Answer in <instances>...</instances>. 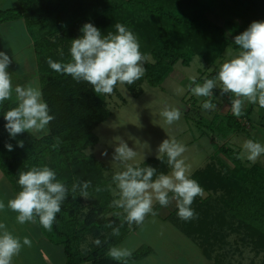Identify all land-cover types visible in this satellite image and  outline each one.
Masks as SVG:
<instances>
[{"label":"trees","instance_id":"obj_1","mask_svg":"<svg viewBox=\"0 0 264 264\" xmlns=\"http://www.w3.org/2000/svg\"><path fill=\"white\" fill-rule=\"evenodd\" d=\"M17 3L13 8H0V24L24 22L33 43L43 100L55 119L48 125V135L35 137L24 132L10 137L4 127V114L16 106L13 91L12 99L0 104V171L15 193L22 190L17 182L19 172L34 166H48L55 171L57 180L66 185L68 195L52 230H45L36 220L44 237L63 248L65 264H123L108 257L107 252L141 225L124 221L123 210L112 205L115 199L109 185L114 174L106 176L107 166L86 153L99 142L95 128L110 116L106 96L96 94L87 82H77L70 75L55 72L48 65V58L69 62L71 41L82 35L85 23H92L102 35L115 33L114 25L121 23L137 36L139 43L149 47L147 54L153 59L145 64V75L136 84H125L126 87L138 89L144 82L151 87L161 86L177 63L189 66L196 57L207 68L215 67L207 76L198 78L203 83L205 78L217 76L216 65L228 47L240 50L234 37L246 29L230 20L222 25L214 23L209 18L212 0H17ZM213 94H220V89H214ZM249 113L250 108L244 109L240 117L232 112L223 118L216 116L208 127L228 138L245 130L239 120ZM18 141L24 142L23 148ZM9 143L12 151L5 147ZM217 152L233 167L223 160L211 161L190 176L206 194L197 196L191 205L198 218L181 220L176 207L164 221L192 240L213 264H222L217 249H222L232 234L260 256V264H264V167L245 165L239 158L240 152L230 147H218ZM139 166H152L158 174L171 171L166 156L163 162L150 158ZM85 181L90 182L87 198L81 196L79 187L75 193L71 191L73 184ZM117 212L121 215H116ZM109 223L119 228L118 236L106 227ZM96 239L101 241L99 246L93 243ZM152 252L143 246L132 252L127 264L144 260Z\"/></svg>","mask_w":264,"mask_h":264},{"label":"clouds","instance_id":"obj_2","mask_svg":"<svg viewBox=\"0 0 264 264\" xmlns=\"http://www.w3.org/2000/svg\"><path fill=\"white\" fill-rule=\"evenodd\" d=\"M114 27L115 33L102 35L92 23H85L81 29L82 35L71 41L70 61L61 63L48 58V65L55 72L70 75L77 82H87L100 95H111L117 84H134L145 75L144 64L148 57L140 51L139 40L130 29L121 23H116ZM234 44L240 50L220 65L217 76L205 78L202 84L196 83L193 78L195 86H190V91L197 97L210 98L213 90L219 86L221 96L231 93L235 97L231 101V111L234 116L240 117L245 102L258 103L259 107L264 108V21H253L245 31L234 37ZM11 62L5 52H0V104L11 100L13 91L16 103L15 107L5 112L4 127L12 138L24 132L32 136L47 135L48 125L55 117L49 114L42 90L38 83L17 85L13 89L11 74L7 71ZM201 107L203 110H215L217 105L211 99H205ZM161 116L168 125H172L181 118V112L165 107ZM17 144L24 147L23 141ZM5 147L8 151L13 150L10 143ZM242 147L239 158H246L253 164L264 154V145L252 139L245 140ZM185 151L182 143L175 139H164L158 146L156 158L163 162L166 156L171 171L158 174L152 166L140 167L129 163L135 159L137 152L119 139L112 158L121 163L124 170L112 177L119 196L112 205L123 210L124 221L130 225H141L147 215L157 214L153 210L154 203L167 207L172 201H175L181 220L198 218L191 205L197 196L204 195V190L195 179L190 178L185 161L181 158ZM102 154L107 155V152ZM17 182L22 190L9 199L7 205L0 201V211L7 207L17 213L16 219L21 224L36 222L38 218L39 224L51 231L68 195L66 185L57 180L55 171L48 166H34L28 171L19 172ZM78 187L81 196L87 198L90 182L73 184L71 191L75 193ZM116 215L121 213L117 212ZM106 227L112 228V235L120 234L119 228L113 227L112 223ZM93 243L99 246L101 241L96 239ZM25 245L31 246L28 237L21 242L19 237L7 230L5 224L0 223V264H12L13 257ZM131 255L128 248L115 246L107 252L108 257L123 261V264H127Z\"/></svg>","mask_w":264,"mask_h":264},{"label":"rangeland","instance_id":"obj_3","mask_svg":"<svg viewBox=\"0 0 264 264\" xmlns=\"http://www.w3.org/2000/svg\"><path fill=\"white\" fill-rule=\"evenodd\" d=\"M212 2L209 16L212 14V19L215 17V20L223 18L225 21L230 13H239L247 4L254 5L261 13L264 12V0H212ZM17 5V0H0L1 9L13 8ZM140 51L148 57L145 64L153 62L151 55L147 54L148 46L140 43ZM0 52H5L12 61L7 71L11 74L14 87L27 86L29 83H38L40 87L33 44L23 21L0 24ZM237 53V50L228 47L224 58L216 67L219 69L223 62L233 58ZM214 68H207L196 57L189 66L177 63L161 86L151 87L144 82L138 89L132 90L125 84H117L111 95H105L110 116L94 130L99 142L96 146L88 148L86 153L104 163L108 168L106 176H109L124 170L123 165L112 158L119 139L127 142L129 147L137 152L135 159L129 163L140 165L150 158H156L158 146L168 138L175 139L185 146L186 151L181 158L184 159L190 176L211 161L223 160L232 168V164L222 154H218V147H230L239 151L241 156L245 140L252 139L264 145V108L259 107L258 103L245 102L243 110L250 108V113L246 118L239 120L245 128L244 131L228 138H222L216 131H212L208 125L214 117L223 118L232 112L231 101L235 97L231 93L223 96L213 94L210 98L197 97L190 91V86H195L192 83L193 78L196 83L202 84V81H197L198 78L203 74L207 76ZM215 89H219V86ZM205 99H211L217 108L203 110L201 105ZM165 107L179 109L181 118L168 125L161 116ZM105 152L107 155L102 154ZM240 159L245 165L253 164L246 158ZM254 164L264 167V154ZM109 189L113 198L118 199V190L114 182L110 183ZM157 206L159 203H154L153 209ZM175 208V201L167 207L159 206L155 216L147 215L140 228L130 233L118 246L128 248L131 252L143 246L152 249V254L147 258L131 264H213V260H207L192 240L171 223L164 221V218ZM7 220L3 213L0 223L6 225ZM19 238L22 242L21 235ZM28 248L22 247L23 257L19 259L20 264H43L36 257L39 251L34 247ZM217 252L223 258L222 264H260L261 262V257L256 256L250 247L242 245L235 234L229 235L225 246L217 249Z\"/></svg>","mask_w":264,"mask_h":264},{"label":"crops","instance_id":"obj_4","mask_svg":"<svg viewBox=\"0 0 264 264\" xmlns=\"http://www.w3.org/2000/svg\"><path fill=\"white\" fill-rule=\"evenodd\" d=\"M243 8L244 9L239 13H230L227 20L234 21L246 29L253 21H264V12L261 13L259 9H255L254 5L252 6L251 4H247L246 6H243ZM212 16L213 15L210 14L209 18L214 23L217 25L223 24V18H217L215 20V17L212 19ZM16 194L17 193L14 192L10 182L0 171V201H3L5 205H7L8 200L14 198ZM3 213L8 219L6 222L7 230H9V232H11L14 236L19 237L21 235L22 238L28 237L31 240L30 247H34L39 251L36 257L40 262L43 264H65L63 248L50 243L44 237L36 222H26L24 224L19 223L16 219L17 213L11 211L7 207H5V210L0 211V219H3ZM23 247L25 249H29V246L25 245ZM20 257H23L21 251L18 255L13 257L12 264H20Z\"/></svg>","mask_w":264,"mask_h":264}]
</instances>
